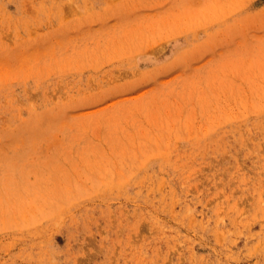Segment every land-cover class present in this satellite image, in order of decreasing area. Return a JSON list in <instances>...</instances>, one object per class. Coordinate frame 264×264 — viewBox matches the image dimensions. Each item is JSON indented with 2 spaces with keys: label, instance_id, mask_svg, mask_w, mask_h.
<instances>
[{
  "label": "rangeland",
  "instance_id": "374dc122",
  "mask_svg": "<svg viewBox=\"0 0 264 264\" xmlns=\"http://www.w3.org/2000/svg\"><path fill=\"white\" fill-rule=\"evenodd\" d=\"M0 264H264V0H0Z\"/></svg>",
  "mask_w": 264,
  "mask_h": 264
}]
</instances>
